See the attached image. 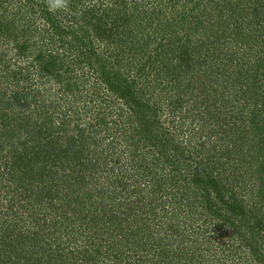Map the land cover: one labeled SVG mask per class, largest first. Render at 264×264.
Wrapping results in <instances>:
<instances>
[{"label": "trees", "instance_id": "1", "mask_svg": "<svg viewBox=\"0 0 264 264\" xmlns=\"http://www.w3.org/2000/svg\"><path fill=\"white\" fill-rule=\"evenodd\" d=\"M195 1L0 0V264H264V0Z\"/></svg>", "mask_w": 264, "mask_h": 264}, {"label": "rangeland", "instance_id": "2", "mask_svg": "<svg viewBox=\"0 0 264 264\" xmlns=\"http://www.w3.org/2000/svg\"><path fill=\"white\" fill-rule=\"evenodd\" d=\"M96 1H99V0H96ZM129 1H131V0H129ZM156 1V2H155ZM165 1H167V0H165ZM221 0H203L202 2H201V4L199 5L200 7H199V9H197L195 12H194V14L193 15H197V14H200L203 10H202V8H204L206 5L208 6L209 5V3L210 2H212L213 3V5H215V4H219V3H221L220 2ZM233 1H236V0H233ZM246 1H247V3H248V0H239V2H242V5H244L245 3H246ZM89 2V1H88ZM159 3V4H158ZM194 3H196V1L194 0V2H192L191 3V5H194ZM164 5L162 2H161V0H145V2H143L142 3V5H145V7H141V9H140V11L142 12L144 9H146L147 7L148 8H152L153 10H155V11H158L159 10V8H161V9H164V8H162L163 6L162 5ZM206 4V5H205ZM120 5V4H119ZM119 5H118V9H119ZM248 4H245L244 6H247ZM117 8V6H115V9ZM121 10V9H120ZM118 11V13H119V10H117ZM219 12H220V6H217V12H215L216 13V15L215 16H217L218 14H219ZM121 13H123V10H121ZM236 36V35H235ZM233 40H235V38L233 37ZM239 41H240V39H239ZM238 41V42H239ZM240 43V42H239ZM181 46V45H180ZM227 46H229V47H234V45L229 41L228 42V44H227ZM237 48H240V46H237ZM175 50H176V48H175ZM197 51L198 50H196V52H195V56L193 57L194 59H196L197 57H199L198 56V54H197ZM200 51V50H199ZM204 57V56H203ZM192 63H195L194 62V60L192 61ZM137 64H138V61H137ZM154 74V73H153ZM130 78H133V77H130ZM146 79V78H145ZM144 79V80H145ZM231 82V81H230ZM230 82H226V83H222V84H220V86H219V92H221L222 91V88L223 89H225V88H227V91L229 90L230 92H231V90L229 89V87H228V84L230 83ZM227 85V86H226ZM48 87H51L50 85H48ZM160 90L158 89L157 91H155V94H157L158 92H159ZM155 94H153L152 93V95L154 96V97H158L159 99L162 97V96H160V95H155ZM63 102V101H62ZM192 103H194V102H192ZM195 104V103H194ZM165 108H167V110H166V112H165V127L167 128H169L170 130L173 128L172 126H170L169 125V121H170V119L172 118V117H178V112H177V110H175V107L173 106V107H165ZM197 111H198V108H197ZM57 117V116H56ZM187 121H189V122H195V121H198V122H195V123H192V126H189V128H191V129H193L194 131H195V126L197 125V123H199V121H201V120H198V114L196 113V117L194 118V120H192V118L189 116V119H187ZM187 127H188V125L187 124H185V130H187ZM195 133H196V131H195ZM202 135H204V133H202ZM30 138V137H29ZM200 137L199 136H197V139H199ZM37 140H39V138L37 139ZM202 139H200V141H201ZM20 145H21V147H23V148H21V149H24V150H26V148L25 147H33L35 144H34V140L33 141H30L28 144H25L24 142H20L19 143ZM221 144H224V143H221ZM211 146V145H210ZM14 150H16V151H18L17 149H14ZM23 154V152H21V151H19V152H17V153H14L13 154V149L12 150H8L7 151V154L6 155H8L9 157L8 158H17V157H20L21 155ZM106 153H103V155H101V156H99V161H97L96 159H94V161L93 162H96V163H98V173H97V175H101V178H100V181H99V183L97 182L96 183V186L95 185H90L91 184V181H90V179L87 181V182H90V184H89V188H90V190H91V192L93 193V192H98V191H101L102 193H103V188H105L106 190H107V192L108 191H112V192H114L115 193V191H114V187L111 185V183H110V185H109V181L111 182L112 180H114L116 177H117V172L115 171V174H114V172L112 171V169H111V166L110 165H107L106 166V163H108L107 162V159H106V155H105ZM3 154H0V156H2ZM127 166V165H126ZM125 166V167H126ZM84 168H82L81 169V171L83 170ZM80 171V172H81ZM79 174V172L77 173V174H75V176H77ZM116 176V177H112V176ZM121 176H124V178H123V180H122V182H123V185H125V187L128 189L129 187H131V186H129V185H134V177L133 176H131V177H125V174L124 173H121ZM100 177V176H99ZM111 179V180H110ZM105 190V191H106ZM27 192H31V189H29V188H27L26 189V193ZM119 197H118V199H117V201H116V204L117 205H115V206H108V212H109V214L107 213V215L109 216V218H108V220H110V219H113L114 217L111 215V212L112 213H118V215H120V217H121V219H127V218H129V217H133L132 215H128L129 213H131V212H129L128 211V208H127V206L129 205V204H131L133 201H136V199H137V197H133L132 199H129L128 200V198H126L127 197V194L125 195V193L124 192H122V186H120V188H119ZM121 194H123L124 195V197H123V195L121 196ZM115 195V194H114ZM22 197V196H21ZM22 198H25V196L24 197H22ZM113 203V202H112ZM104 204H111V203H104ZM95 207V206H94ZM104 207H105V205H104ZM83 209H84V218L87 220V223H89V222H92V220H94L95 218H98V217H100V216H94V208H91V206H90V204L88 203V204H86V206H83ZM100 210H101V208H100ZM136 210V212H137V214L139 215V209H135ZM196 213V214H195ZM117 215V216H118ZM193 215H195L194 216V218H193ZM22 216H24V213H18V216H17V218L20 220L21 218H22ZM195 217H198L197 216V211H196V209H189V211L187 212V213H185V214H182L180 217H177V216H175V218L176 219H174V221H173V224L174 225H177V223H178V221H182V223H186V224H183L182 225V228H181V230L183 231V233H181L179 230H178V228H175V229H177V232H175V233H173V237H175V238H178V239H180V240H182L183 239V244H184V246H186V247H191V246H193L194 247V243H191L190 242V234H188L187 232H185V231H190L191 230V233H193V230H195V232L197 233V235H195L194 237H195V239H194V241L197 239V240H199V241H201V239L202 240H205L206 241V238H205V235H202V234H200L199 232H198V225L199 224H201L202 223V221H199V223L197 224L196 222H194V220L196 219ZM136 219V218H135ZM141 219V218H140ZM170 219H171V214L170 215H168L166 218H164V220L167 222V223H169V221H170ZM107 220V221H108ZM138 220V219H137ZM154 220V219H153ZM152 220V221H153ZM132 221V219H128V222L131 224V223H133V222H131ZM25 224V227L23 228L24 230L26 229V230H29L32 234H34L35 232H36V227H35V225H33L31 222H29V221H26V222H24ZM125 224H127V223H125ZM2 225H3V223L2 222H0V237H2V236H4V234H8V233H6L7 231H6V229H3V227H2ZM166 229H168V228H165V230H164V233H166ZM90 236H94L93 234H91ZM197 237V238H196ZM83 241L86 243L87 241H88V238H87V236H84L83 238ZM204 247H206V249H210L211 248V245L209 244H205L204 243Z\"/></svg>", "mask_w": 264, "mask_h": 264}, {"label": "clouds", "instance_id": "3", "mask_svg": "<svg viewBox=\"0 0 264 264\" xmlns=\"http://www.w3.org/2000/svg\"><path fill=\"white\" fill-rule=\"evenodd\" d=\"M65 2L64 0H55V3L54 5H50V8H62V7H65Z\"/></svg>", "mask_w": 264, "mask_h": 264}]
</instances>
